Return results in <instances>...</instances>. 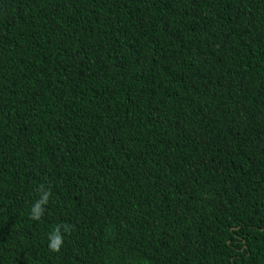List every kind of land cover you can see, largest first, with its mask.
<instances>
[{
	"label": "trees",
	"instance_id": "trees-1",
	"mask_svg": "<svg viewBox=\"0 0 264 264\" xmlns=\"http://www.w3.org/2000/svg\"><path fill=\"white\" fill-rule=\"evenodd\" d=\"M0 264H264V0H0Z\"/></svg>",
	"mask_w": 264,
	"mask_h": 264
},
{
	"label": "clouds",
	"instance_id": "clouds-1",
	"mask_svg": "<svg viewBox=\"0 0 264 264\" xmlns=\"http://www.w3.org/2000/svg\"><path fill=\"white\" fill-rule=\"evenodd\" d=\"M40 195L37 200L32 204L30 211V219L40 221L45 214V206L49 203L52 195L51 189L41 184L38 189ZM73 226L69 224H61L56 226L48 234V247L52 252H60L64 244V234H70ZM63 230V231H62Z\"/></svg>",
	"mask_w": 264,
	"mask_h": 264
}]
</instances>
